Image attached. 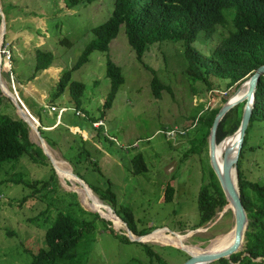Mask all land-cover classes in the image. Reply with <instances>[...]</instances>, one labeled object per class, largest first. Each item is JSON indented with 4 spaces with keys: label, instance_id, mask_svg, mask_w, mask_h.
I'll return each instance as SVG.
<instances>
[{
    "label": "rangeland",
    "instance_id": "obj_1",
    "mask_svg": "<svg viewBox=\"0 0 264 264\" xmlns=\"http://www.w3.org/2000/svg\"><path fill=\"white\" fill-rule=\"evenodd\" d=\"M64 1L0 0V8L7 18L4 42L8 44L13 40V32H18L19 36V42L7 46L12 51L13 61L12 66L6 65V71L14 69V77L5 74L8 73L5 70L0 74L8 90L16 92L14 82L18 74L23 82L40 75L41 72L33 77L37 49L52 53L55 66L71 70L95 40L94 29L105 24L114 11V0H95L90 5L72 9ZM12 18L16 20L12 21ZM231 28H219L210 40L200 35L194 46L207 56ZM2 34L0 14V38ZM183 51L184 42L181 41L154 44L148 47L143 63H140L128 44L122 26L109 51H94L89 61L72 73L73 81L86 86L82 106L84 116L78 114L69 89L52 97L57 90L56 84L50 87L42 78L35 81L40 88L49 91L51 98L47 102L52 100L58 108L55 107L56 110L52 111L55 113L51 114L40 108L38 115L41 122L51 125L55 123L57 114H61L58 129L53 132L41 129L47 143H44L46 151L55 164L66 163L68 172H74L91 189L107 190L110 187L117 197V208H125L132 213L135 224L131 228L137 233L152 231L150 234L154 232L155 235L150 238L167 236L177 240L173 245L144 243L154 246L169 264H183L189 257L185 251L180 253L174 245H182L190 254H196L195 250L207 248L234 226L230 208L224 216L221 215L224 207L214 221L192 230L200 225V193L205 188L208 191L213 189L214 182L207 152L189 151L191 141L200 133V124L197 126L194 117L199 119L210 107L223 106V96L229 93L227 97L233 95V98L237 90L235 87L226 89V82L214 77L209 79L212 91L204 82L191 81L186 73L187 62ZM110 60L121 67L125 83L118 90L112 108L105 110L104 103L112 89L107 77ZM155 75L164 86L159 97L152 89ZM214 94L217 97L214 98ZM4 97L0 109L13 118H20L14 103ZM63 107L69 109L61 111ZM33 121L37 125V119ZM94 121L102 124L100 129L92 124ZM77 126L80 132L74 131ZM84 131L89 136L87 141L81 135ZM171 131L175 132V137L171 136ZM30 138L40 144L38 135L31 129ZM230 140L225 142L222 156L228 146L234 148L238 143H229ZM260 145L261 150L260 147L258 151L252 150V147ZM42 151V163H34L25 155L19 161L8 162L0 168V264H31L33 256L46 248L48 226L47 218H35L50 206L55 217L58 209L75 204L71 195L74 190L79 193V200L84 202L86 210L92 213L102 210L113 218L115 224L101 217L109 221L120 235H125L130 229L121 218L124 217L123 212H120V217L114 207L111 206L113 212L110 205L99 200L88 186L69 178L57 167L58 174L49 156ZM138 155H142L147 169L135 173L134 160ZM240 160L239 170L245 173L248 180L264 179V134L260 125L249 133L245 153ZM16 174H20L23 182H15L14 177L18 178ZM33 181L49 182V185L28 186ZM169 185L174 187L175 192L172 201H165ZM114 213L124 222L123 225L118 224L119 219ZM95 227L97 241L88 264H128L132 259L148 262L140 244L124 243L115 238L101 220L95 221ZM10 232L13 234L10 235Z\"/></svg>",
    "mask_w": 264,
    "mask_h": 264
},
{
    "label": "trees",
    "instance_id": "obj_2",
    "mask_svg": "<svg viewBox=\"0 0 264 264\" xmlns=\"http://www.w3.org/2000/svg\"><path fill=\"white\" fill-rule=\"evenodd\" d=\"M94 1L65 0L64 2L69 9H72L79 5H90ZM122 26L125 28L128 44L140 63H143L144 55L151 45L166 41L184 42L183 56L187 62L188 77L191 81L206 83L209 91L213 89V85L209 82L210 77L226 82V89L235 87L238 90L259 67L264 65V0H114L111 18L94 29L95 40L84 50L77 64L71 70L63 72L53 97L69 89L76 108L82 110L86 86L81 82L73 81L72 73L86 64L94 51H109L110 44L117 38ZM227 26H231V30L227 35H222L221 42L209 55L204 56L194 46L200 35L210 40L219 28ZM53 62L52 53L37 49L36 73L33 77L50 68ZM107 77L111 81L112 89L104 103L105 110L112 108L118 90L125 83L121 67L111 60L107 63ZM160 81L156 75L152 80L153 92L158 97L164 89ZM2 94L0 90V102L5 96ZM228 94L223 96V103L233 96L228 98ZM213 96L217 97L216 94ZM4 98L11 101L6 96ZM244 106L245 103L240 104L223 118L217 131L218 143L238 131ZM221 107V105L210 107L199 119L194 117V121L198 122L197 126L200 124V133L191 141L190 152L201 153L205 150L209 155V137ZM36 123L39 124L38 121ZM257 125H260L264 134V76L257 86L256 104L240 159L244 156L249 133ZM259 147L261 150V145L252 147V150L258 151ZM25 155L35 161L34 163H42L41 156L44 153L39 145L30 140L28 124L21 118H13L0 109V168L8 162L19 161ZM134 165L135 173L147 169L142 155L136 157ZM210 169L214 180L213 189L208 191L205 188L201 191L200 225L192 230L214 221L217 213L227 205L217 176L211 166ZM16 175L18 178L14 177L15 182L18 184L23 182L20 174ZM54 176L56 177L55 174ZM40 184L46 186L49 182L33 181L28 186L37 187ZM239 187L249 219L246 244L241 252L234 254L230 259H221L212 264H264V179L248 180L245 173L239 170ZM108 188L101 190L94 187L92 190L99 200L114 207L120 217V212L124 213V217L121 218L135 235H149L152 231L137 233L131 228L135 224L132 213L125 208H117V197L111 188ZM174 192V187L169 185L165 191V201H172ZM71 195L75 198V204H70L69 208L66 206L64 209H58L55 217L51 214L53 207L50 206L35 218H47L48 226L45 233L46 248H42L33 256L31 264H88L97 241L96 220L105 223L107 230L120 241L138 243L144 248L148 262L132 259L128 264H169L154 246L131 242L128 237L116 232L111 223L101 218L99 214L85 210L76 193L73 192ZM65 197L64 206L67 204ZM177 250L184 254L182 250ZM259 259L261 261H257Z\"/></svg>",
    "mask_w": 264,
    "mask_h": 264
},
{
    "label": "water",
    "instance_id": "obj_3",
    "mask_svg": "<svg viewBox=\"0 0 264 264\" xmlns=\"http://www.w3.org/2000/svg\"><path fill=\"white\" fill-rule=\"evenodd\" d=\"M0 14L2 17V25H3L2 41H4L5 40V34H6V23L7 22H6V16L3 13L2 8H0ZM262 76H264V65L259 67L254 72V74L238 88V90L236 92V93H238L245 84H248L249 90H250L248 98H246L245 100H237L235 102H231V100L229 99L226 103L223 104V106L221 107L219 113L217 114V116L215 118L214 124H213L212 129H211L210 137H209L210 166L213 169L215 175L217 176V179L221 185V188H222L224 195L226 197V200H227V205L225 206V209L222 211L221 215L222 216L225 215L226 209H228V208L231 209V212L233 214V219H234L233 228H234L235 233H236L234 244L232 246H230L229 248L222 250V251H219V252H208V248L211 246V245H209L207 248L203 249V250H205V252L199 253L197 255L190 254L184 248L174 246L177 249L185 251L189 255L188 260L186 262H184L183 264H212V263L219 261L221 259H230L231 256H233L234 254H237L243 250V246H244L245 238H246V232L248 229L249 219H248V214L246 212V209L244 208V205H243V202L241 199V192H240V187H239V160H240V155H241V152H242V149L244 146L247 130L249 128L250 121L252 118L253 110H254L255 104H256L257 86H258L259 81H260ZM0 89H1L2 93L14 103L20 118L28 124V126L30 127L31 130H34L36 132V134L38 135L39 141H40V144H37V145H39L44 150V152L49 156V158L52 161V165L54 166L56 172L59 174V171L57 169V166L55 164L54 159L46 151V149L43 145L44 143H46V141L42 137V134L40 131V125L39 124L36 125L34 123V121H33L34 118L30 114V112L24 108L23 104L20 102L18 96L14 92L9 90L11 95H8L4 91L3 80H2L1 76H0ZM242 103H245V106L243 109V116H242L241 125H240V128L238 129V131L233 134V135L239 134L237 149L233 150L230 146H228L224 151V154L222 156V160H220V158H218V156H217V148L221 144L226 142V140L231 136L226 137L223 141L218 143L217 142L218 127H219L221 121L223 120V118L227 115V113ZM72 173H73V175H75L74 172H72ZM75 176L77 179H79L81 182H83L85 185H87L77 175H75ZM235 180H236V182H235ZM74 191L79 196V193L76 190H74ZM91 191H92V189H91ZM82 202H81V205L83 206L84 202L83 203ZM103 205L106 206L105 204H103ZM110 208L113 210V208L111 206H110ZM87 211H89V210H87ZM94 212L99 214L100 217H103L100 212H97V211H94ZM113 212H114V210H113ZM115 216L117 218H119L116 214H115ZM119 232H121V231H119ZM124 234L132 242H139V243H145V241H143L142 239L151 235V234H149L146 236H137L129 228L127 229V232H125ZM131 234L135 238H132Z\"/></svg>",
    "mask_w": 264,
    "mask_h": 264
},
{
    "label": "crops",
    "instance_id": "obj_4",
    "mask_svg": "<svg viewBox=\"0 0 264 264\" xmlns=\"http://www.w3.org/2000/svg\"><path fill=\"white\" fill-rule=\"evenodd\" d=\"M15 20H16V18H12V21H15ZM6 21H7V18H6ZM1 33H2V31H1ZM13 34H14L13 35V40L12 41L10 40V42L8 44L6 42L2 41V36H1V38H0V42H1L0 43V46L3 45V44L5 46H8V45H12L13 46V44L15 43V41L16 42H19L18 32H13ZM12 61L10 63V66H12ZM6 69L7 68L5 67V63L3 65L2 57H0V74L3 73L4 70L6 71ZM13 70L11 68V73H9L8 70H7L6 72H8V73H5V74H7V75L8 74H12L13 77H14V74L12 73ZM63 71H65L63 69V67H61V66H55L54 64H52V66L50 68H48L47 70L39 73L40 75H37L34 79H32V78L29 79L28 78V81L27 82L25 81L26 79H24L25 82H23L20 79L21 78L20 74H18V75L16 74L17 75L16 76V82H14V83L18 87V89H16V86H15V91L16 92H14V93L18 96V98H19L20 102L23 104L24 108L27 111L30 112V114L32 115V117L34 119H37V121L39 122V125H40V129H43V130H45L47 132H53L54 130H56V129L59 128L58 124L60 123L61 114H57V119H56L55 123H53L51 125H44L41 122V118L38 115V112H39L38 110L40 108H43V110L46 109L47 112H49L50 114L51 113H55V112H52L51 111V107H56V104L52 100H51L50 103L47 102V100L51 98L50 97V94H49V91L47 89L40 88L39 84L35 83V81H39L42 78V79H45L48 82V85L50 87H53V84L54 85L55 84L57 85L58 82L60 81V78L62 76V72ZM14 73H15V71H14ZM0 76H2V75H0ZM53 95H54V93H53ZM53 95H52V97H53ZM64 109L67 110L69 108L63 107L60 110H64ZM46 110H44V111H46ZM77 110H78V112H81V114H83L82 113V110H80V109H77ZM94 123H98V121L97 122H93L92 124H94ZM74 131H79L80 132L81 130L77 126V127H75ZM81 135H82L84 141L89 140V136H88V133L87 132L84 131V133L81 134Z\"/></svg>",
    "mask_w": 264,
    "mask_h": 264
},
{
    "label": "bare ground",
    "instance_id": "obj_5",
    "mask_svg": "<svg viewBox=\"0 0 264 264\" xmlns=\"http://www.w3.org/2000/svg\"><path fill=\"white\" fill-rule=\"evenodd\" d=\"M3 87H4V84H3ZM4 90L7 92V94L8 95H11V93H10V91L6 88V87H4ZM249 92H250V90H249V85L248 84H245L242 88H241V90L238 92V93H236V95L232 98H230V100H231V102H235V101H237V100H245L246 98H248L249 97ZM231 138V140L230 141H228L229 143L230 142H232V143H234V142H238V139H239V134H235V135H233V136H231V137H229L228 139H230ZM227 139V140H228ZM226 140V141H227ZM46 144V143H45ZM45 144H43L44 145V147H45V149H47V146H45ZM226 144L227 143H223V144H221L218 148H217V156H218V158H220V160H222V151H223V149L226 147ZM238 144V143H237ZM237 149V145L233 148V150H236ZM48 152V151H47ZM56 165H57V167H58V169L61 171V169L63 170V172L65 173V174H67V176H69V178H73V180H75V181H78V182H81L79 179H77L76 177H73V175H72V172L70 173V172H68V170L66 169V163H64V162H59V163H56ZM61 168V169H60ZM71 175V176H70ZM235 182H236V180H235ZM81 183H83V182H81ZM85 185V184H84ZM85 186H87V185H85ZM226 210H228V209H226ZM97 212H100L101 214H102V216L103 217H105L106 219H108V220H110V221H112L113 223H116V221L113 219V218H111V217H109L108 216V214L107 213H105L104 211H102V210H97ZM115 216V215H114ZM116 217V216H115ZM119 219V218H118ZM118 224L119 225H123V223H122V221L119 219L118 220ZM153 235H155V234H153ZM152 236V234L150 235V236H148V237H146V238H144V239H142L143 241H145V242H155V243H160V244H163V243H170V244H168V245H173V243L175 242H177V240H175V239H173V238H170V237H167V236H157V237H155V238H150ZM235 236H236V233H235V230H234V228H232L231 229V231L229 232V233H227L226 235H223L222 236V238L221 237H219L218 239H216L215 241H213V243L211 244V246L208 248V252H219V251H222V250H225V249H227V248H229L230 246H232L233 244H234V241H235ZM131 237L132 238H135L132 234H131ZM172 243V244H171ZM174 246H176V245H174ZM177 247H181V248H184L185 250H187L184 246H182V245H177ZM196 251V254H194V255H197V254H199V253H203V252H205V250H203V249H198V250H195ZM207 251V250H206Z\"/></svg>",
    "mask_w": 264,
    "mask_h": 264
},
{
    "label": "built area",
    "instance_id": "obj_6",
    "mask_svg": "<svg viewBox=\"0 0 264 264\" xmlns=\"http://www.w3.org/2000/svg\"><path fill=\"white\" fill-rule=\"evenodd\" d=\"M0 57H2L3 65L5 63V67H6V65H9V67H10V63H11V59H12V52L4 44L0 46ZM9 73H11V70H10ZM55 110H56L55 107H51V111H55ZM61 111H65V110H61ZM78 114L84 116L83 114H81V112H78ZM99 123L100 122L94 123L93 125H95L96 127L100 128L102 126V124H99ZM169 133H172L171 136H174L175 137V132H172L171 131Z\"/></svg>",
    "mask_w": 264,
    "mask_h": 264
}]
</instances>
